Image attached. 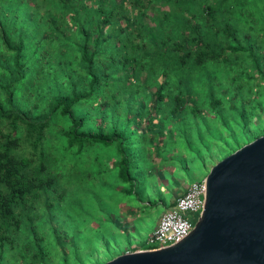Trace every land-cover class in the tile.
<instances>
[{"label": "trees", "instance_id": "1", "mask_svg": "<svg viewBox=\"0 0 264 264\" xmlns=\"http://www.w3.org/2000/svg\"><path fill=\"white\" fill-rule=\"evenodd\" d=\"M94 1L0 0V245L17 252L21 248L24 264H40L47 253L36 234L33 209L39 199L47 207L46 198L54 192V168L48 164L52 154L44 149L48 139L65 135L77 150L86 142L120 139L118 130H102L119 97L137 93L138 100L144 97L141 102L161 110L169 101L168 83L174 75L180 77L173 65L189 61L197 66L250 50V44L232 43L236 34L246 38L253 33L256 41L264 28V0H158L156 19L146 11L152 0ZM244 12L249 18L239 20L237 15ZM149 18L154 23L150 28ZM56 84L61 88L55 89ZM150 85L154 89L146 99ZM173 95L169 115L183 106L180 94ZM82 105L101 118L93 131L80 129L83 118L75 111ZM130 106L125 101L124 107ZM138 109H132L133 118H141ZM154 114H147L144 122L152 123ZM62 116L70 123L56 131L54 123ZM128 156L119 150L116 162V178L124 181L133 180ZM59 240L63 251L65 239Z\"/></svg>", "mask_w": 264, "mask_h": 264}, {"label": "rangeland", "instance_id": "2", "mask_svg": "<svg viewBox=\"0 0 264 264\" xmlns=\"http://www.w3.org/2000/svg\"><path fill=\"white\" fill-rule=\"evenodd\" d=\"M122 3L120 7L130 10V5ZM159 5L158 0H152L146 7L147 13L155 15V19ZM256 9L258 12L261 7ZM237 17L244 21L249 18L247 12ZM148 25L149 28L154 25L153 19L149 18ZM260 33L261 37L256 41L253 40V33L246 38H243V34H236L232 43L244 47L250 44V50L207 59L197 66L188 65L189 61L182 67L173 65L172 69L178 71L180 77L174 75L168 83L172 89L166 97L171 102V96L177 92L183 103L182 109L173 115H169V101L160 107L161 110H157L141 102L144 97L138 100L136 93L131 98L119 97V103L114 105L113 111L108 110V116L103 120V132L118 130L120 139L107 144L86 142L80 150H77L76 143L68 145L65 135L48 139L44 149L52 154L48 164L54 168V192L46 198V202H49L47 207L39 199L33 209L36 234L41 237L39 243L47 252L40 264H101L130 242L143 244L158 214L173 203L164 206L172 189L179 192L190 181L201 179L213 162L238 147L236 144L241 145L264 133V78H258L264 72V28ZM253 62L257 68L252 65ZM164 66L171 67L167 62ZM152 83L155 84L154 80ZM59 88L61 85L56 84L55 89ZM153 89V85L145 87L146 99ZM143 90L140 96L144 95ZM217 98L220 99L219 103H215ZM125 101L130 102V109L124 107ZM190 106H194L196 111L189 112ZM89 107L82 105L75 111L83 118L80 127L83 131H93L101 120ZM135 107H139L140 119L130 115ZM95 109L100 110V107L95 105ZM152 113H155L152 121H149L152 123L146 124L144 117ZM69 123L62 116L60 121L54 123L56 131L67 129ZM147 127L151 128V132L139 136L138 130L143 132ZM148 133H151V138L147 140ZM145 149L150 152L149 162L141 154ZM119 150L131 155L128 168L138 178V184H131L136 190L124 191L117 187V184L127 186L126 181L121 175L120 178L112 176L117 166L113 170L107 169L109 162H115ZM162 152L167 157L163 160L166 171L161 172L168 185L163 190H157L153 183L148 182L146 171L152 174L151 169H156L152 163L158 160ZM112 155L114 158L110 157ZM145 166L147 170H144ZM165 181L158 180L159 183ZM147 192L150 194L148 197ZM136 194L140 197L138 214L132 218L131 229L122 221L117 202L127 203L128 200L137 199ZM108 208L113 209L111 215ZM191 221L194 222V217H191ZM112 232L116 235L117 244ZM60 236L65 239L63 251L58 247ZM8 247L0 245V264H24L18 254L21 248L17 252Z\"/></svg>", "mask_w": 264, "mask_h": 264}, {"label": "water", "instance_id": "3", "mask_svg": "<svg viewBox=\"0 0 264 264\" xmlns=\"http://www.w3.org/2000/svg\"><path fill=\"white\" fill-rule=\"evenodd\" d=\"M203 179V205L185 236L101 264H264V133L214 161Z\"/></svg>", "mask_w": 264, "mask_h": 264}, {"label": "built area", "instance_id": "4", "mask_svg": "<svg viewBox=\"0 0 264 264\" xmlns=\"http://www.w3.org/2000/svg\"><path fill=\"white\" fill-rule=\"evenodd\" d=\"M204 189L203 177L187 183L173 203L159 214L155 226L144 239L143 248L167 246L185 236L193 224L191 217L195 220L202 208Z\"/></svg>", "mask_w": 264, "mask_h": 264}, {"label": "crops", "instance_id": "5", "mask_svg": "<svg viewBox=\"0 0 264 264\" xmlns=\"http://www.w3.org/2000/svg\"><path fill=\"white\" fill-rule=\"evenodd\" d=\"M148 128V127H147ZM144 129L143 130V132H150L149 131V129ZM138 135L140 136H142V134L140 133V130H138ZM150 137V134L148 133V136H147V138H149ZM146 150V149H145ZM147 151V150H146ZM146 151H142L141 152V154H142V157L144 158V160L146 161V162H149V161H151V156H150V152H146ZM152 152H154V151H152ZM173 153V152H172ZM166 155V153L164 154L163 152L159 155V157H158V160L156 161V162H154V163H152V165H155V167H156V169L155 170H153V168L151 169V172H152V174L149 172L148 174H147V171H146V176H147V180H148V182H150V183H153V185L156 187V189L157 190H163V189H165V185H168V181H167V179L165 178V176L163 175V173L161 172L162 170H164V171H166V169L164 168V159L167 157V156H165ZM110 157H113L114 158V156L112 155V156H110ZM129 157H131V155H129L128 156V158ZM115 159V162L114 163H108L107 164V169H110V170H113V169H115L116 168V162L119 160V158L116 156V158H114ZM127 164L128 165H130V162H127ZM118 170V169H117ZM117 170L113 173L114 175H112L113 177L115 176H117ZM144 170H147V168H146V166L144 167ZM172 171V170H171ZM169 172V171H168ZM129 173L131 174V176H132V178H133V180L131 181V180H126V183H127V186L126 185H121V186H119L118 184H117V187H120V189H122V190H124V191H129L130 189L131 190H136V187H131V184H132V182H134L135 183V185L136 184H138V178H136V174H135V172H132L131 171V168H129ZM160 179H162V180H166L165 182H161V183H159L158 182V180H160ZM160 184H161V187H160ZM156 185H158V186H156ZM149 186V185H148ZM147 189H148V187L146 186L145 187V190L147 191ZM184 189V188H183ZM183 189H180L179 190V192H175V190L174 189H172V193H171V196H170V198H169V200H168V203H164V206H169L173 201H174V199H175V197H176V195H178L179 193H181L182 192V190ZM147 197L150 195L148 192H147ZM145 195V196H146ZM136 197H137V199H133V200H128L127 201V203H123L122 201H119V202H117L118 203V205H119V211H120V216L122 217V221L123 222H126V224H128L129 226H131L132 228L131 229H133V221H132V218L134 217V216H136L137 214H138V208H137V203H138V198H140V197H138V194H136ZM158 197H159V195H158ZM112 211H113V209L112 208H108V214H112ZM163 211V210H162ZM161 211V212H162ZM160 212V213H161ZM159 213V214H160ZM159 214H158V216H159ZM158 216H157V218H156V220H155V223L153 224V226L147 231V233L155 226V224H156V222H157V219H158ZM108 219H110V218H108ZM120 229V228H119ZM120 232H122V231H126L127 232V230H119ZM113 233V236H114V232H112ZM147 233H146V235H147ZM110 235H111V239H112V234L110 233ZM116 239V235L114 236V238H113V240H115ZM117 242V240H115V244H117L116 243ZM142 243H143V241H142ZM144 243L143 244H141V245H138V242H135V241H133V242H130V244L128 245V246H123L120 250H118V252L117 253H120V252H123V251H128V250H133V249H140V248H143L144 247ZM116 253V254H117Z\"/></svg>", "mask_w": 264, "mask_h": 264}]
</instances>
